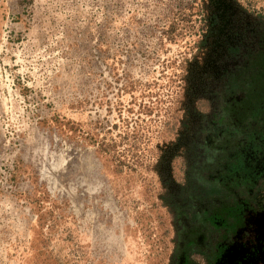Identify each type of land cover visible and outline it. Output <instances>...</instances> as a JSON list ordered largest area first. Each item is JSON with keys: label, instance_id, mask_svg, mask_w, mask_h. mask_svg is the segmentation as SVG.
I'll return each mask as SVG.
<instances>
[{"label": "rangeland", "instance_id": "1", "mask_svg": "<svg viewBox=\"0 0 264 264\" xmlns=\"http://www.w3.org/2000/svg\"><path fill=\"white\" fill-rule=\"evenodd\" d=\"M236 1L264 15V0ZM208 9L0 0V264H171L160 151ZM181 168L174 158V177Z\"/></svg>", "mask_w": 264, "mask_h": 264}, {"label": "flooded vegetation", "instance_id": "2", "mask_svg": "<svg viewBox=\"0 0 264 264\" xmlns=\"http://www.w3.org/2000/svg\"><path fill=\"white\" fill-rule=\"evenodd\" d=\"M209 3L214 8L187 71L180 126L160 151V180L175 222L171 264H264V63L258 60L264 15L236 0ZM249 86L257 99L250 116L238 117L234 110L245 109Z\"/></svg>", "mask_w": 264, "mask_h": 264}, {"label": "trees", "instance_id": "3", "mask_svg": "<svg viewBox=\"0 0 264 264\" xmlns=\"http://www.w3.org/2000/svg\"><path fill=\"white\" fill-rule=\"evenodd\" d=\"M212 0H210V2H211ZM227 3H229V2H227ZM213 5L214 4H211L210 5V3H209V7H210V9L212 10V8H214L213 7ZM229 5H231L230 3H229ZM242 10V12H245V13H247L245 10H243V9H241ZM208 11H209V14H210V10L208 9ZM219 10L217 11H214V12H212V14L214 13V15L216 16L217 15V13L219 14ZM249 14V13H248ZM259 15V14H258ZM264 56V55H263ZM262 57V56H261ZM260 56H259V62L260 63H264V57H262L261 58ZM261 72H263L264 73V68L261 70ZM263 77H264V74H263ZM259 87V86H258ZM256 88V87H255ZM255 88L253 89V87H248V91H247V97H246V99H245V101L243 102L244 103V105H245V111L243 110V108H242V112H240V107L239 108H237V110H234V113L233 114H235V115H238V117H240V116H243L244 114H246L247 116H250V111L253 109L252 108V106H251V103H253L254 102V100H256L257 98H256V93H255ZM253 89V90H252ZM237 111V112H236Z\"/></svg>", "mask_w": 264, "mask_h": 264}]
</instances>
